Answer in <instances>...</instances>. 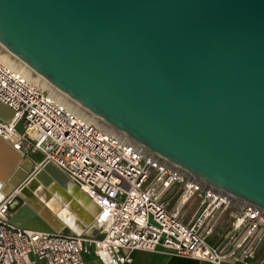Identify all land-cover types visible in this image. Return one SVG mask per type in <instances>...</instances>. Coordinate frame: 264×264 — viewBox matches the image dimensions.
I'll list each match as a JSON object with an SVG mask.
<instances>
[{
	"label": "water",
	"instance_id": "1",
	"mask_svg": "<svg viewBox=\"0 0 264 264\" xmlns=\"http://www.w3.org/2000/svg\"><path fill=\"white\" fill-rule=\"evenodd\" d=\"M0 46L115 129L264 209V0H0ZM12 115L0 101V120ZM23 155L0 137V202L3 181L33 165ZM15 197L8 223L47 232L86 230L97 206L50 161Z\"/></svg>",
	"mask_w": 264,
	"mask_h": 264
},
{
	"label": "built area",
	"instance_id": "2",
	"mask_svg": "<svg viewBox=\"0 0 264 264\" xmlns=\"http://www.w3.org/2000/svg\"><path fill=\"white\" fill-rule=\"evenodd\" d=\"M0 101L13 111L0 120V137L24 157L38 152L40 164L54 163L99 208L83 232H47L9 224L16 192L7 195L0 202V264H84L87 255L95 264H128L135 250L252 264L264 241L263 208L67 108L1 60ZM224 216L230 228L213 244Z\"/></svg>",
	"mask_w": 264,
	"mask_h": 264
},
{
	"label": "bare ground",
	"instance_id": "3",
	"mask_svg": "<svg viewBox=\"0 0 264 264\" xmlns=\"http://www.w3.org/2000/svg\"><path fill=\"white\" fill-rule=\"evenodd\" d=\"M0 60L5 63L8 67L18 71L21 73L27 80L33 82L37 81L40 86H42L44 91L47 93H50L54 95L55 97H58V99L69 109L78 112L83 113L87 117H91L94 119H98L100 121H103L99 117L95 116L88 110H86L84 107H82L80 104L75 102L73 99H71L69 96L64 94L62 91H60L58 88L53 86L51 83H49L47 80L30 70L28 67H26L23 63H21L19 60H17L13 55H11L8 51H6L3 47L0 46ZM105 122V121H104ZM106 123V122H105ZM108 124V123H106ZM109 125V124H108ZM112 127V126H111ZM28 160H30L27 155L25 156ZM31 161V160H30ZM32 162V161H31ZM31 170L30 167H26L25 163H23L22 166L15 169V172H13L11 175H9L2 183V191L6 195H10L17 191V187L27 178L29 175V171ZM26 175V176H25ZM25 176V177H24ZM16 185V187H15ZM17 208V207H16ZM89 211L94 214L95 221L96 216L98 215L99 208L93 207L92 209L89 208ZM67 222H69L70 226H72L73 222L70 217H67Z\"/></svg>",
	"mask_w": 264,
	"mask_h": 264
},
{
	"label": "crops",
	"instance_id": "4",
	"mask_svg": "<svg viewBox=\"0 0 264 264\" xmlns=\"http://www.w3.org/2000/svg\"><path fill=\"white\" fill-rule=\"evenodd\" d=\"M179 188H175L174 191H178ZM196 207V204L189 208V212H193ZM16 208L11 207V212ZM97 217V216H96ZM225 222V227L220 228V225ZM230 228L229 219L227 216H224L221 223L216 227L215 232L210 236L209 241L213 244L219 243L221 238L228 232ZM67 232H72L70 229H65ZM64 230V231H65ZM83 232V231H82ZM36 264H44L42 261H37ZM84 264H95V261L92 256L87 255L85 257ZM128 264H211L207 261L176 256L171 253H168L164 250H158L154 252L135 250L132 252L131 261ZM252 264H264V241L260 245L255 258L252 261Z\"/></svg>",
	"mask_w": 264,
	"mask_h": 264
},
{
	"label": "rangeland",
	"instance_id": "5",
	"mask_svg": "<svg viewBox=\"0 0 264 264\" xmlns=\"http://www.w3.org/2000/svg\"><path fill=\"white\" fill-rule=\"evenodd\" d=\"M34 83H37L39 85V83L37 81H33ZM40 86V85H39ZM42 87V86H41ZM43 88V87H42ZM45 89V88H43ZM20 128V127H19ZM33 163V165L31 166V170L29 172L34 173L42 164H40L41 162V155L38 152H34V153H29L27 156ZM29 174V173H28ZM22 200L19 198H15L13 203H12V208H16L21 204ZM225 227V222L223 224L220 225V228H224ZM67 231V230H65Z\"/></svg>",
	"mask_w": 264,
	"mask_h": 264
}]
</instances>
